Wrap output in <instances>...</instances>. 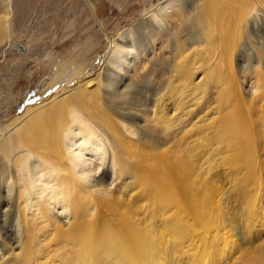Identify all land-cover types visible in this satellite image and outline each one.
Segmentation results:
<instances>
[{
    "label": "bare ground",
    "instance_id": "6f19581e",
    "mask_svg": "<svg viewBox=\"0 0 264 264\" xmlns=\"http://www.w3.org/2000/svg\"><path fill=\"white\" fill-rule=\"evenodd\" d=\"M263 3L158 4L156 86L139 68L127 92L134 42L121 32L94 85L1 126L0 264H264ZM12 4L0 0V45ZM161 18L176 23L159 32Z\"/></svg>",
    "mask_w": 264,
    "mask_h": 264
},
{
    "label": "rangeland",
    "instance_id": "374dc122",
    "mask_svg": "<svg viewBox=\"0 0 264 264\" xmlns=\"http://www.w3.org/2000/svg\"><path fill=\"white\" fill-rule=\"evenodd\" d=\"M169 1L171 0H12L7 31L9 39L0 45V127L23 115L28 108L48 100L61 88L72 86L80 80L86 79L87 82L99 79L97 76L101 78L104 69L107 66L111 68L108 61L112 59L117 47L122 45L121 42H126L119 37L121 32H125L128 39L134 42L131 48L133 53L122 64V69L130 70L131 79L127 80L130 88L127 92L132 94L139 83L132 79L134 71L139 68V73L146 75L150 83L156 86L158 80L153 71L148 69L150 65L163 62L167 41H155L156 30L153 31L154 28L150 26L151 18L148 14L161 3V7H165L163 14L166 15L176 5L182 6L189 1L194 6L199 0H173L170 5L167 4ZM162 20L159 26L161 28L157 27L159 32L171 29L174 22L176 23V20ZM174 40L176 41V36ZM18 43L26 48L25 54L15 50L14 46ZM252 48L250 46L248 50H251L254 57L255 51ZM248 56L250 58L249 54ZM65 64H72L71 67L78 69L72 68L77 73L65 72L69 69L65 68ZM251 64L249 61L245 67ZM85 71L91 73L86 76L80 74ZM245 73L243 88L248 94L251 82L247 79L249 72ZM65 77L70 79V83L63 81ZM57 80L62 82L57 83ZM107 93H112V90L109 88ZM85 158L90 159V155L86 153ZM93 162L99 163L95 159ZM226 195L224 192L220 196L221 200L224 196L223 202L227 201ZM244 207L242 208L245 209ZM57 215L63 219L60 211ZM63 221L67 223V219ZM200 228L203 229V226L198 228L202 231ZM198 234L199 232L197 236L200 237Z\"/></svg>",
    "mask_w": 264,
    "mask_h": 264
},
{
    "label": "water",
    "instance_id": "95a60500",
    "mask_svg": "<svg viewBox=\"0 0 264 264\" xmlns=\"http://www.w3.org/2000/svg\"><path fill=\"white\" fill-rule=\"evenodd\" d=\"M16 48L19 49L20 54H25L27 51L26 48L23 45H21L20 43L16 44Z\"/></svg>",
    "mask_w": 264,
    "mask_h": 264
}]
</instances>
